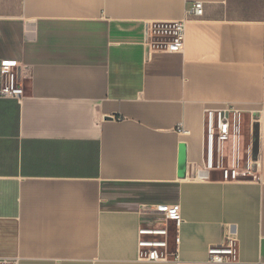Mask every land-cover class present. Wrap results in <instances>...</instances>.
<instances>
[{"label":"crops","instance_id":"1","mask_svg":"<svg viewBox=\"0 0 264 264\" xmlns=\"http://www.w3.org/2000/svg\"><path fill=\"white\" fill-rule=\"evenodd\" d=\"M181 20L182 52L146 46ZM3 61L24 94L0 96V260L210 264L229 235L234 264H264V0H0V91ZM228 106L239 134L206 171V111ZM173 206L168 260H141Z\"/></svg>","mask_w":264,"mask_h":264},{"label":"built area","instance_id":"2","mask_svg":"<svg viewBox=\"0 0 264 264\" xmlns=\"http://www.w3.org/2000/svg\"><path fill=\"white\" fill-rule=\"evenodd\" d=\"M190 14L200 17L204 13L203 2H194ZM186 20L171 22H150L145 28V44L150 50H164L180 53L184 49L186 35ZM21 68L16 62L3 61L1 74L4 77V86L0 96L6 98H21L24 94L20 86L18 71ZM122 121L123 118H118ZM241 123V110L235 106L219 109H209L205 115L204 136V162L206 171L214 170L215 154L219 152L225 142L235 140L239 134ZM254 160V159H252ZM253 168H248L242 176H248ZM202 173H197V176ZM225 179H239L240 174L235 169L223 170ZM182 219L178 207H169L163 210L162 217L157 221L144 223L139 230L140 259L148 262H166L167 255L161 249L167 246V221ZM210 264H234L238 262V240L232 236H226L220 243L210 246ZM9 260H0V264H10Z\"/></svg>","mask_w":264,"mask_h":264},{"label":"trees","instance_id":"3","mask_svg":"<svg viewBox=\"0 0 264 264\" xmlns=\"http://www.w3.org/2000/svg\"><path fill=\"white\" fill-rule=\"evenodd\" d=\"M257 152H255V157L257 156V154H256Z\"/></svg>","mask_w":264,"mask_h":264},{"label":"rangeland","instance_id":"4","mask_svg":"<svg viewBox=\"0 0 264 264\" xmlns=\"http://www.w3.org/2000/svg\"><path fill=\"white\" fill-rule=\"evenodd\" d=\"M247 132H248V128H247ZM12 264V263H11Z\"/></svg>","mask_w":264,"mask_h":264}]
</instances>
